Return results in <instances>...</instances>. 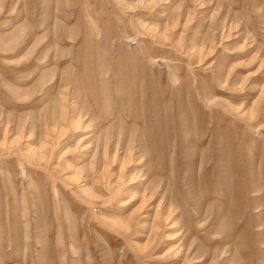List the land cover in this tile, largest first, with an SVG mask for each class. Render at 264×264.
Returning <instances> with one entry per match:
<instances>
[{
	"label": "rangeland",
	"instance_id": "374dc122",
	"mask_svg": "<svg viewBox=\"0 0 264 264\" xmlns=\"http://www.w3.org/2000/svg\"><path fill=\"white\" fill-rule=\"evenodd\" d=\"M0 264H264V0H0Z\"/></svg>",
	"mask_w": 264,
	"mask_h": 264
}]
</instances>
